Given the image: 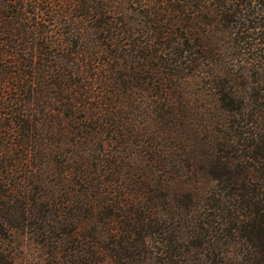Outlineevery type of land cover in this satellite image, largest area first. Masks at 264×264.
<instances>
[{
    "label": "trees",
    "instance_id": "16d2710c",
    "mask_svg": "<svg viewBox=\"0 0 264 264\" xmlns=\"http://www.w3.org/2000/svg\"><path fill=\"white\" fill-rule=\"evenodd\" d=\"M189 61L227 156L181 119ZM261 69L264 0H0V264L17 234L56 264H264Z\"/></svg>",
    "mask_w": 264,
    "mask_h": 264
},
{
    "label": "rangeland",
    "instance_id": "374dc122",
    "mask_svg": "<svg viewBox=\"0 0 264 264\" xmlns=\"http://www.w3.org/2000/svg\"><path fill=\"white\" fill-rule=\"evenodd\" d=\"M162 18L166 20L168 18V15H163ZM158 42L161 41H157V43ZM249 52L252 54L251 55L249 53L250 57L254 58V56L256 55V50L252 49ZM193 54L194 53H192V56L194 57L195 55ZM154 64H156L155 61ZM240 64L241 66H243L242 63ZM255 70L257 71L256 68ZM179 75L181 76V78H183V81L186 82V92L183 96H185V99L187 100L189 105L187 108H184L183 104H179L182 102V98L176 97V106L180 114L185 117V119H181L187 122V126L189 128H191V125L192 128H194V132H192L193 137L199 136V139H202L203 143L205 144V148H203L201 151H198L200 156H206L209 159L211 157L216 159L221 156H227L226 146L224 147L222 145L224 144V141L221 140V138L227 136L229 133L232 134L227 130V128L224 127V123L227 122L225 121V119L229 118V114L221 109L222 103L219 99V96L216 95V92L214 90L215 87L210 84L208 75L206 74L204 69L201 70L200 68H196L193 63H190V61L185 64V69H180ZM246 118L250 117L247 116ZM230 119L238 121L240 120L239 117H230ZM241 125L244 126V128L248 132H258V129L255 126L244 124ZM196 128L198 129L195 130ZM239 130H242V128H240ZM212 136H218L219 140H215L214 138H212ZM247 137L251 138L252 135L248 134ZM172 144H176L175 146H177L179 142L177 141L173 143L172 141ZM179 154L180 155L178 158H174L176 159V162H178V160L185 162L187 158L186 155L183 153L182 149L179 150ZM169 160L172 159L169 158ZM197 173L199 174H196L195 176L191 177L190 181L192 182L193 187H202L205 185V183H207V178L204 177L201 171ZM210 186L212 187V190H217V187H219V185L211 182ZM48 212V210H46V213L42 212V216L46 218L48 216ZM173 227H176V223L174 220H170L169 228ZM28 230H30V228ZM17 236L18 237L16 239L18 240L15 241L16 249L14 250L13 255L15 256L19 264H56L57 260H54L51 255L52 248L45 247L44 245L38 243L40 241L37 240V238H35L33 235L26 236L22 234H17ZM83 263L89 264L87 260H84ZM109 264L116 263L114 261H109Z\"/></svg>",
    "mask_w": 264,
    "mask_h": 264
}]
</instances>
